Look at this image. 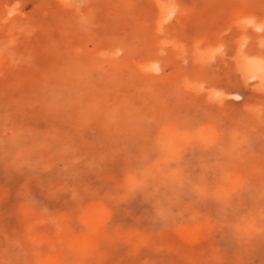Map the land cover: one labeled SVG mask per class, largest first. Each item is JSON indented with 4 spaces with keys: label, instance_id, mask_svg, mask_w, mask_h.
Wrapping results in <instances>:
<instances>
[{
    "label": "rangeland",
    "instance_id": "rangeland-1",
    "mask_svg": "<svg viewBox=\"0 0 264 264\" xmlns=\"http://www.w3.org/2000/svg\"><path fill=\"white\" fill-rule=\"evenodd\" d=\"M0 264H264V0H0Z\"/></svg>",
    "mask_w": 264,
    "mask_h": 264
}]
</instances>
